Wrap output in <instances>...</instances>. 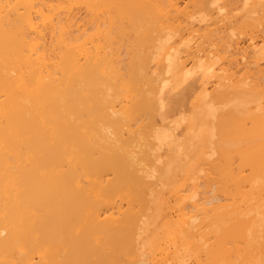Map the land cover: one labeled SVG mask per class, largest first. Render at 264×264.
<instances>
[{"label":"bare ground","instance_id":"1","mask_svg":"<svg viewBox=\"0 0 264 264\" xmlns=\"http://www.w3.org/2000/svg\"><path fill=\"white\" fill-rule=\"evenodd\" d=\"M182 4L0 0V264H264V0Z\"/></svg>","mask_w":264,"mask_h":264},{"label":"rangeland","instance_id":"2","mask_svg":"<svg viewBox=\"0 0 264 264\" xmlns=\"http://www.w3.org/2000/svg\"><path fill=\"white\" fill-rule=\"evenodd\" d=\"M182 2H183V4H182V6H183V5L185 4V0H182ZM197 21H198V20H197ZM221 23H222V22H221ZM222 24H224V23H222ZM224 25H226V24H224ZM224 29H228V28H224ZM224 29H223V31H225V32L227 33V31L224 30ZM229 29H230V28H229ZM183 32H185V33L188 32V34H189V31H188V30H185V31H183ZM181 33H182V32H181ZM226 33H224V35L227 36V37H225V39H226V38H229L228 35H231L230 31H229L227 34H226ZM183 34H184V33H183ZM188 34H187L186 36L184 35V36L186 37V40H185L186 42H189V40H187V39H189V35H188ZM222 34H223V32H222ZM234 36H236V35H234ZM237 36H238V35H237ZM243 36H244V35H243ZM243 36H242V37H243ZM231 37H232V36H231ZM231 37H230L229 39H231V40L234 41V39L231 38ZM242 37H241V36H240V37L238 36V37L235 39V41H234L235 44H236L237 42H238V43L241 42V44L247 45V44H248V38H246V37H243V38H242ZM237 39H238V41H237ZM259 39H260V37H259ZM225 41H227V39H226ZM241 44H239V45H241ZM194 45H195V44H194V42H193V46H194ZM194 47H195V46H194ZM206 52H207V51H206ZM206 52H205V53H206ZM205 53H204V54H205ZM235 56L240 57V54H239V55L236 54ZM154 67H155V65H154ZM159 67H160V66H159ZM158 69H159V68H158Z\"/></svg>","mask_w":264,"mask_h":264}]
</instances>
